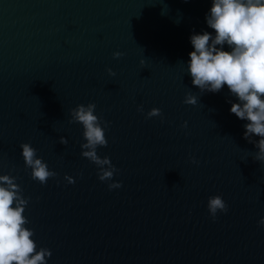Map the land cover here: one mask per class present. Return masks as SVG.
Returning <instances> with one entry per match:
<instances>
[{"label":"water","instance_id":"1","mask_svg":"<svg viewBox=\"0 0 264 264\" xmlns=\"http://www.w3.org/2000/svg\"><path fill=\"white\" fill-rule=\"evenodd\" d=\"M209 6L0 0V174L31 197L26 215L51 250L48 264H264V164L242 136L245 121L229 112L226 86L201 93L186 73L190 35L212 31ZM188 92L195 106L182 103ZM89 102L110 122L97 151L119 169L120 188L97 178L80 155L81 126L68 122L70 108ZM152 107L162 116L146 118ZM22 142L58 175L31 179ZM212 194L228 205L215 220Z\"/></svg>","mask_w":264,"mask_h":264},{"label":"clouds","instance_id":"2","mask_svg":"<svg viewBox=\"0 0 264 264\" xmlns=\"http://www.w3.org/2000/svg\"><path fill=\"white\" fill-rule=\"evenodd\" d=\"M208 30L193 31L189 37L192 46L186 62V73L199 92L216 93L226 86L230 97L229 112L245 121L242 136L256 149L254 160L264 164V0H210L205 14ZM113 57L123 53L116 51ZM144 64L143 59L140 60ZM110 76L115 72L106 69ZM198 97L192 92L184 94L182 103L195 106ZM96 104H77L69 109V123H78L82 129L80 155L96 166L97 178L107 182L109 190L121 187L114 180L119 169L107 155L98 154V147L106 146L109 121L98 115ZM137 111L143 112L141 105ZM161 117L162 111L152 107L146 118ZM184 121L181 127H186ZM254 137H256L254 139ZM61 144H67L64 136ZM24 167L34 181L41 185L58 175L47 161L37 154L29 142L19 145ZM191 163L199 161L190 156ZM79 175V174H78ZM71 184L75 178L65 174ZM59 183V181H57ZM31 197L26 198L15 176L0 174V264H48L51 250L40 246L35 239V229L30 227L26 215ZM207 211L213 220L217 213H226L228 205L221 194L207 198ZM257 224L264 227V216Z\"/></svg>","mask_w":264,"mask_h":264}]
</instances>
